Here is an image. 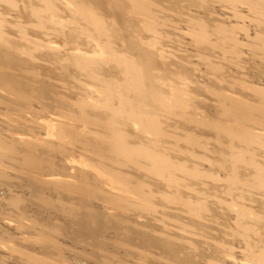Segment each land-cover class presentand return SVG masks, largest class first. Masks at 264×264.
Listing matches in <instances>:
<instances>
[{"label": "bare ground", "instance_id": "6f19581e", "mask_svg": "<svg viewBox=\"0 0 264 264\" xmlns=\"http://www.w3.org/2000/svg\"><path fill=\"white\" fill-rule=\"evenodd\" d=\"M30 1L40 2L45 8L49 9L48 11H50L51 13H57L61 11L62 13L68 15L67 21L65 20L63 22V26L70 27L67 31H64V34L61 33L62 35L60 36H64L69 41H72L75 38L74 36L77 32V26L81 25L82 23H84L86 27H89L92 31L93 29L89 25V23H91L94 27V32L97 34V37L88 34L83 36L80 41L81 43L85 40L86 43H90L91 41L93 46H96L97 51L95 50V53L90 49V52L95 53V55H91L86 53L87 50L83 49L81 46H76L72 49L73 53H68L66 56H61L64 48L59 49L58 47H52L51 44L53 43H50V45H45L44 43L39 44L34 40H26L27 46L23 49H17L14 46V43L7 38V35L9 34L3 28V20H0V63H3L9 59L8 55L10 52H19L20 54H26L31 57L35 50H40V48L43 47L46 52L50 53L54 61L58 63V66H60L64 70L82 66V71L87 76L88 81L86 82L87 84H77L76 81L73 84L65 83L68 85L66 89L74 92V94L72 93V96L74 97L73 101L71 99H65L62 103L56 100L53 102L67 105L68 107L73 109L74 114L64 113V108H62L63 113L62 111L58 110L60 112L58 113V117L60 120L57 119L48 121L47 124L45 122V124L43 125L45 126L47 131L45 138L36 136L34 135V133H32L31 135H29L30 138H20L16 136L13 137L12 141H6V139H4L6 136L3 138L1 135L2 131L0 130V179L5 181L11 175L10 171L20 172V170H22V173L28 172L29 174H31V181L36 184H40L44 181L45 185H56L58 186V188L67 187L68 191L77 193L80 195V197L89 198L93 203H98V200L107 202L103 200V198L101 199V196L117 199L120 203H127V206L131 211H133L132 216H137L139 218V216L144 217L146 214H148L150 217V221H152V228L154 229L153 233L149 234L147 233L148 231L145 232V230L147 229L150 231L151 225L149 224L150 228H147L146 226L148 225H145V227L142 228L144 231H141L139 229L136 231V236L133 234L134 238H143L144 240L140 241L142 244L145 239L146 241L148 240L149 243H146H148L149 245H146V243L144 242L146 246L156 247L160 250L162 249L166 253L169 252V256L170 253L173 254L174 252L173 257L178 255L179 258H182V260H184V263L186 262L185 264H195L196 260L199 263L198 260H200V257L202 256L201 253L204 252L202 249L204 248L202 247L201 249L199 243L200 240L198 239H207L208 235L206 236V234H208L207 232L209 231V229L216 230L215 227V229H213L215 221L212 219H215L216 212L218 210L216 209V211L214 208L216 206H214L210 202V196H207V194L204 195L205 192L201 194V196H199L202 192L199 193L198 191H196V188L193 187H196V185H194L193 183H195L196 181L201 186L206 184V190L210 191L209 189L212 187V185L211 187L207 186L208 184L206 182L208 179H215L213 178V175L208 172L200 173L198 170V165L196 163L191 169H186V167L182 163V159H179L176 166L177 168H182V170H177L176 173H173L170 167L167 165L170 153L168 152L167 148V144L169 143V139L167 136L168 126L164 122L170 115L174 114L173 100L177 101L180 105L188 106L187 100H185V98L186 96L192 95V93L190 94L191 91L188 90L190 83L194 84L199 92L202 91L204 93H210L216 96V108L218 112H209L210 114L204 113L202 117L196 121L198 126H202L204 130L210 131L211 134L214 133V137L209 138L207 134H200L199 136H196L194 134H185L181 140L186 144H191L195 148H200L203 150L210 149V143L212 140L221 143L223 137H226L230 142H241L246 144L247 146H250V143H254L255 145L259 146L261 148L260 151L264 153V130L261 131L262 129H260L261 126L264 125V108L258 106V104H253L250 101H246L245 99H243L242 95L235 96L233 92L224 93L222 92L223 90L218 91L216 87L217 83L215 84V81H212V79H210L212 83L208 85L197 84L198 79L196 80V78L193 76V73L188 68L189 61L187 62V57L184 55L178 56L176 52L168 50V48H166L164 44L165 38H167V36L169 35V32L164 26L167 25V23H171L172 21H174V18L172 16L166 14L168 13L167 8L162 7L161 5V2L167 0H153L154 2H151L150 0ZM168 1L173 4L172 7L176 8V10L181 9L180 6L178 7L176 5L175 0ZM231 1L243 2L252 6L255 5V2L257 0ZM0 4H5L6 6L9 5V7L14 11L17 10L16 12H19L18 14H26L24 12L28 11L24 7H21L19 2L16 0H0ZM30 13L33 16H37L40 11L37 8H31ZM105 13L110 15L113 19H118L119 15L122 19V25L119 24V26H117L114 21H107L104 18ZM179 19H188L189 21H191V24L196 27L192 28V31L197 35L206 37V40L203 41H200V38L195 39V41H197L198 43H205L207 41L208 44H205L209 46L210 39L208 37L210 36V34L214 32H217L219 34V30H215V28L207 29L204 22L201 21L202 18L198 20L197 18L187 14L185 16L182 15V17H179ZM217 28L220 29V27ZM138 32H141L142 34H136ZM147 33L149 34L148 38L146 37ZM101 37L106 38V44L101 41ZM226 37L223 38L225 39ZM226 40L228 41V38ZM223 41L225 43V40ZM231 41L235 44H238L237 39H232ZM215 42H217V40ZM89 46L92 47V45ZM227 51L228 53L233 52L234 54H236L239 52V47L238 49L232 48L230 51ZM181 61H183L184 64H182ZM185 62L188 63V65ZM230 84V87L234 86L232 85V82ZM1 86L2 89H0V91L3 90L10 96L14 95L12 97L15 98L19 104H21L18 105L22 106L23 104V106H25V112H30V110H32L31 108L33 103L30 99V95L28 94L30 89L32 92L37 91L41 96H45L47 92L44 84H41L38 87H33L32 85L30 88L29 85H23L17 82L13 76L7 74L0 68V87ZM241 88L243 87L241 86ZM246 88L247 91L250 89V93L252 92L255 95L253 96L255 100L261 101V103L264 104V90L258 89L257 87L252 85ZM77 90L79 92H77ZM233 91H235V89ZM90 92L98 95L99 97L101 95L102 100L100 101V105L99 103L96 104L87 100L88 94H90ZM69 94L71 95L70 92ZM198 100L195 101V103L200 105V99L198 98ZM1 101L2 98H0V102ZM14 107H16V104ZM192 116L193 115L188 111H184L183 113V118L185 119V121L188 119V117ZM230 119H235L236 121H233L238 124H256V126L260 128L255 129H259V131H261L262 133L248 130L247 128H244L242 126L230 127L231 125H227V121H230ZM67 121L70 122L71 126L67 127V125H64V123H66ZM60 123H62L61 125L63 126H61ZM77 124H80V128L84 126L88 128V130H85L87 133L85 131H79L78 129L80 128L77 127ZM94 126L102 128L103 132H97ZM70 145L80 148V153H82L81 157H79L80 159L72 162L79 164L80 168H82L79 170L80 172H83L84 170L85 174H87V170H90V175L87 176L88 179H86V182L83 184L80 183L74 185H70L71 183H68L73 182L70 178L62 180L65 183H53L49 180L46 181L45 179L47 178V176L45 178L46 174L40 171V166L46 167L48 169V171L50 172L49 176L52 174V176L54 177L60 175L62 177L70 176L69 171H67V169L69 168L68 161L64 164L65 166L63 167L62 165L59 166L60 163L56 164L57 157L60 154H63L66 159L69 158L68 155L70 153V150H68L66 146ZM120 146L126 147V150L128 152H132L135 154L140 165V172L145 174L147 178H153L151 175H163L166 181V187L168 189L166 191H163L161 189L162 186H160L161 183L159 181H156V183L154 184L157 189L154 190L157 191V193L155 194L158 196H155L154 191L146 190L148 185L141 180V176H131L127 173L115 169L114 163H116V156L120 151ZM217 150L218 158L216 163L218 165H222V149L221 147H218ZM229 154L231 159L233 160V166L230 167V170L232 172V175L230 176L231 179L226 180V182H228L229 184L228 189L239 190L240 184L238 183L236 178V174H238L237 166H245L247 168L253 169V173L247 177L245 184L242 183L243 186H247V184H249L251 186L264 189V165L259 163L255 156L248 158L244 150H241V152L236 150L230 151ZM190 155L196 161H198L199 159H204V157H201L194 150L190 152ZM7 160H9L14 165H19L20 168H8L7 165H4V162ZM72 174L75 175L74 173ZM91 176L92 178H90ZM71 178H73V176ZM204 181L206 182L204 183ZM212 183L213 185L218 186L216 182ZM224 184L227 186V183ZM198 187L199 186L197 185V189H199ZM207 187L210 188L208 189ZM15 188L20 189L18 186H16ZM200 188L204 189V186ZM213 188H215V186H213ZM217 188L216 190H218ZM195 191L199 193L198 197H196L198 193L196 194ZM234 192L232 194H234ZM194 193L196 196H194ZM210 193L211 191L208 193V195ZM236 193H239V191H237ZM12 196L13 195L8 198L9 205L17 209L20 208L19 205L22 201L21 197L14 196L15 198H12ZM237 196L239 197V195ZM153 198H159V200L163 201L160 202L158 200L161 204L168 203L169 207L167 206V208H171L170 210L173 213L170 214V210L169 212L165 210V212L168 213V216L172 215L173 217L171 218V216H167V218L169 219L165 218V215H167L166 213L165 215L163 214L165 216L163 219H160L158 217L159 220L157 222L156 219L158 218L156 217V215L157 213H159V211L156 210L157 203L156 199L155 202H153ZM76 199L74 200L79 202V198ZM42 200L45 203L49 204V202H46V199L43 198ZM93 203H91L92 208L89 210L86 209V207L82 206V201H80L79 204L77 203L78 207L77 205L74 206L73 204V206L71 204L70 206H68V204L62 201L59 203L60 205L57 204L59 206H53V203H50L49 206H52L53 208L57 206L60 212H64L65 214H67L70 218L69 221H72L71 224L74 225L73 227L75 230L79 228V230L81 231L87 230V232L90 233H97L99 228L103 232H109L111 230L116 231L117 228L115 229V227L110 222L113 221L112 218L114 217V220L118 218V220L122 223L120 224V226H122V228L126 230L125 232H127V235H124L123 237L128 238L129 233L131 237L133 233H131V231H133V229H131V227H129V225L125 223L128 220L124 219L123 217H115L112 214L107 213L108 211H102ZM260 205L262 206V203ZM109 207L112 208L113 206ZM228 207L230 206H227V208ZM259 212L260 210L258 211V213ZM127 213L129 212L127 211ZM174 216L176 219L174 218ZM261 217L260 219L262 221ZM244 218H246L245 215ZM167 220L170 221L169 224L173 223L172 225L175 226V230H179L181 232L184 231L185 233L191 236L193 235L195 237L187 238L190 242L185 244L187 252H185L186 250L183 251L185 249L184 242L186 238H182L180 235H178V233L168 235V233L172 230L171 228L166 227L169 229V231L167 229V233H157L158 231L160 232V230H163L160 229L159 226L163 225L164 227L165 222L168 224ZM150 221L149 223H151ZM180 221H182L183 223ZM153 222H157V226L158 223L160 224L158 226L157 232ZM135 224H137V222ZM261 225L262 224H260L259 226ZM92 226L95 227L94 231L90 230ZM176 226L181 227V230L176 228ZM138 227H140L139 222ZM49 229L57 232L58 234H70L69 232L67 234V230H69V228H67V230L63 229L62 232L59 226H51V228L49 227L48 229L44 230H48L50 232ZM202 231H207L205 234L206 237H202V235H204H201ZM262 231L264 230L262 229ZM210 234H212V232H210ZM170 235H176L178 237L180 236L181 239H177L178 237L176 238L175 236L174 241L176 239L181 241L184 239V242H179L181 244V246H179V243L176 242L177 240L175 242L178 243V245L174 243V241H172L173 238L170 237ZM44 236H46L53 245L56 243V240L54 241L53 238H51L49 235H46L44 233ZM127 240L128 239H124L121 241L119 240L117 241V244L127 248L129 245L127 244ZM99 245L106 247V245L101 241ZM219 246H216V249L217 247L219 248ZM179 247H183V250L180 252V254H178V251L181 250ZM213 249L215 248L212 247V250ZM218 250L221 249L219 248L217 249V251ZM212 252H214V250ZM178 256L174 257V259H177ZM93 257H95V255ZM170 257H172V255ZM166 258L167 256L163 257V259ZM172 259L169 260L168 258V261L171 262ZM205 259L207 261L206 264H218L217 261L211 260L210 258L207 259L206 257ZM263 259H257L258 264H262V262H264ZM100 260L104 264H114L112 258H110L107 253H103V256ZM141 260L142 259H140V261ZM160 260L162 261V259ZM65 262L66 261H64L63 264L69 263L68 261L66 263ZM172 262L177 264L176 261ZM156 263H158V261ZM166 264L172 263L167 262Z\"/></svg>", "mask_w": 264, "mask_h": 264}, {"label": "rangeland", "instance_id": "374dc122", "mask_svg": "<svg viewBox=\"0 0 264 264\" xmlns=\"http://www.w3.org/2000/svg\"><path fill=\"white\" fill-rule=\"evenodd\" d=\"M16 1L19 2L21 7H24L28 10H24V13L26 14H18L19 12H16L17 10L14 11L9 7V5L6 6L5 4H0V20H3V28L9 34L7 35V38L14 43V46L17 49L25 48L27 46L26 40H34L39 44L44 43L45 45H50V43H53L51 44L52 47H58L59 49L64 48L61 56H66L68 53H73L72 49L76 46H81L83 49L87 50L86 53L95 55V50L97 51V48L95 45L93 46L91 41L90 43H86V40L82 41V43L80 41L83 36L88 34L97 37V34L94 32V27L91 23H89V25L92 27V31L89 27L87 28L86 25L82 23L81 25L77 26V32L74 36L75 38L72 41H69L64 36H60L64 34V31H67L70 27L63 26V22L65 20L67 21V14L62 13L61 11L57 13H51L50 11H48L49 9L45 8L40 2H32L30 0ZM150 1L154 2L153 0ZM175 2L178 7H181V9L176 10V8H173V4L168 0L161 2L162 7H165L168 10V13L166 14L174 18V21H172L171 23H167V25L164 26L169 32V35L164 40L166 48H168V50L170 51L176 52L178 56L184 55L187 57V62L189 61L188 68L193 73V76L196 78V80L198 79V85H208L212 83L210 80L212 79V81H215V84L217 83L216 87L218 91L223 90L222 92L224 93L233 92L235 96L242 95L243 99H245L246 101H250L253 104H258V106L264 108V106H262L264 104H262L261 101L254 99L253 96L255 95L252 92L250 93L251 90L249 89V92L246 90V87L250 85L264 90V0H257L255 2V5L252 6L243 2H235L231 0H228V2L227 0H175ZM31 8H37L40 13H38L37 16H33L30 13ZM187 14L197 18L198 20L202 18L201 21L204 22L207 29L215 28V30H219V34L217 32H214L211 33L208 37L210 39L209 46L207 45V41L205 42L207 44L203 42L198 43L197 41H195V39L197 38H200V41L206 40V37L197 35L192 31V28L196 27L191 24V21H189L188 19H179V17H182V15L185 16ZM104 18L107 21H114L117 26H119V24L122 25V19L119 15L118 19H113L110 15L105 13ZM217 27H220V29H218ZM136 34L141 35L142 33L138 32ZM146 37H149L148 33ZM223 37L226 38L224 39ZM227 38L228 41L226 40ZM100 39L104 44L107 43L105 37H101ZM232 39H237L238 44L233 43L231 41ZM216 40L217 42H215ZM223 40H225V43ZM89 45H92V47ZM225 45L228 49L225 47ZM238 47L239 52L236 54H234L233 52L228 53L227 51H230L232 48L238 49ZM90 49L95 53L90 52ZM8 57L9 59L7 61L0 63V68L2 70H4L7 74L13 76L14 79L20 84L29 85L30 88L32 85L33 87H38L41 84H44L47 92L45 96H41L37 91L32 92L30 89L28 94L30 95V99L33 103L31 108L32 110H30V112H25V106H23V104V108L22 106H19L21 104H19L17 100L12 97L14 95L10 96L5 91H0V98H2V101L0 102V130L2 131L1 135L3 138L6 136L4 138L6 139V141H12L13 137L16 136L20 138H30L29 135H31L32 133H34V135L36 136L45 138L47 132L45 126H43L45 122L47 124L48 121L57 119L60 120L58 117V113H60L59 111H62L63 113L62 108H64V113L74 114L72 108L68 107L67 105L61 104L65 99H71L72 101L74 99V97L72 96L74 92L66 89V87L68 86L67 84H73L75 81L77 84L86 83L88 82L87 76L82 71V66L69 70L62 69L60 66H58V63L54 61L50 53L46 52L43 47H41L40 50H35L31 57L26 54H20L19 52H10ZM181 62L182 64H184L183 61ZM188 63L186 64L188 65ZM231 82L234 86L230 87ZM238 84H242L241 86L244 89L241 88V86ZM0 89H2V86L0 87ZM234 89L235 91H233ZM188 90L191 91L190 94L192 93V95H194L186 96L185 100H187L188 106L180 105L177 101L173 100L174 114L170 115L164 123L168 126L167 136L169 139L167 148L170 156L167 161V165L170 167L172 172L176 173L177 170H182V168H177L176 166L177 161L179 159H182V163L186 167V169H191L196 163L198 165V170L200 173L208 172L212 174L213 178L215 179H208L207 182L204 181V183L206 182L208 184L207 186L211 187L212 185L211 188L209 187L210 189L207 187L211 191L209 195L208 193L210 191L206 190V184L201 186L196 181L195 183L192 182L194 185H196V187L192 185L194 188H196V191H198L199 193L202 192L199 195V193L195 191V193L198 194L196 196L194 193V196H201V194L205 192L204 195L207 194V196H210V202L214 206H216L214 207L215 210H218H216L217 212L215 219H212L215 221L213 229L216 228V230L209 229L208 232L202 231L203 233L201 232V235L204 234L202 235V237L205 236L206 232L208 233L206 234V236L208 235V237L204 240L202 238L198 239L200 240L199 243L201 249L202 247L204 248L202 249L204 252L201 253L203 256L200 257L201 261L198 260V263L196 260V262L198 264H200L201 262V264H206L207 261L205 258L207 257V259L210 258L211 260L217 261L218 264H258L257 259L264 258V231H262V229L264 230V189L251 186L249 184H247V186H243L247 177L253 173L252 168H247L245 166H237L238 174H236V178L238 183L240 184L239 190H229V184L228 182H226V180L231 179L230 176L232 175L230 167L233 166V160L230 157V151L236 150L241 152V150H244L248 158L255 156L258 162L262 165H264V153L260 151L261 148L254 143H250V146H247L246 144L241 142H230L226 137H223L221 143L212 140L209 150L195 148L191 144L182 142L181 140L185 134H194L196 136H199L200 134H207L209 138H213L214 133L211 134L210 131L204 130L202 126L197 125L196 121L199 120L204 113L210 114L218 112L216 108L217 98L215 95L204 93L202 91L199 92L197 87L192 83L189 84ZM68 91L71 93V95ZM77 92L79 91L77 90ZM198 98L200 99V105L195 103ZM55 100L61 103L53 102ZM87 100L96 104L99 103L100 105L102 97L101 95L99 97L98 95L90 92V94H88ZM15 104L17 108L14 107ZM11 110L14 112H12ZM184 111L190 112L193 116L188 117V119L185 121V119L183 118ZM233 120L235 119H230V121H227V125H231L230 127L242 126L244 128H247L248 130L259 133H262L261 131L264 130V125H262L260 128L256 126V124H238ZM67 122L64 123V125H67V127L71 126L70 122H68V124ZM61 124L62 123H60V125ZM77 127L80 128V124H77ZM94 127L97 132H103L102 128L97 126ZM255 128H260L262 130L259 131V129ZM78 130H81L83 132L85 130H88V128L84 126ZM72 146L73 145L66 146L68 150H70V153L68 155L69 158L66 159L63 154H60L58 155L56 161V164L60 163L59 166L62 165V167L65 166L64 164L68 161L69 168L67 169V171H69L70 176H63L64 178L61 175L54 177L52 176V173V175L49 176L50 172L48 171V169L46 167L40 166V171L46 174L45 178L47 176V178L45 179L46 181L49 180L53 183H65L62 180L70 178L73 181L68 182L71 183L70 185L80 183L83 184L86 182V179H88L87 176L90 175V170H87V174H85L84 170L83 172H80L79 170L82 168H80L79 164L72 162L80 159L79 157H81L82 155V153H80V148ZM218 147H221L223 153L222 165H218L216 163L218 158ZM193 150L201 157H204V159H199L198 161H196L193 157H191L190 152ZM4 163V165H7L8 168H20L19 165H14L9 160L5 161ZM114 167L115 169L127 173L131 176H141V180L148 185L146 190L154 191L155 196H158L155 194L157 193V191L154 190L157 189L154 184L156 183V181H159L161 183L160 186H162L161 189L163 191H166L168 189L166 187V181L163 175H151L153 178H147L145 174L141 173L139 169L140 165L135 154L132 152H128L126 150V147L124 146H120V151L117 153L116 163H114ZM71 172L75 175H73ZM10 173L11 175L9 174L10 176L7 180L4 181L0 179V264H63L64 261H68L69 263L67 264H104L100 260L103 256V253H107L109 257L112 258L114 264H166L167 262L176 264L172 261H176L177 264L186 263H184V260H182V258H179V256L176 254L175 255L178 256V261L176 258L174 259V257H176H173L174 252L173 254L170 253V256L172 255L173 257L172 259V257L169 256V252L166 253L162 249L160 250L156 247L150 246V248L149 246H146L149 245L148 240L146 241L145 239L142 244L140 241L144 240L143 238L135 237L138 240L134 238V235L136 236V231L139 229L142 231V228H144L145 225H148L146 226L147 228H150L149 226L151 225L150 231L145 228V232L148 231L147 233L149 234H152L154 229L152 228V221H150V217L148 214H146L144 217L139 216V218L137 216H132L133 211L130 210V208L127 206V203H120L117 199L111 197L106 198L104 196H101V199L103 198V200L107 202L98 200V203H93L89 198L80 197L79 194L68 191L67 187L58 188V186L56 185H45L44 181L42 182L43 184H36L31 181V174H29L28 172L22 173V170H20V172L10 171ZM72 176L73 178H71ZM60 177L63 179H61ZM90 178H92V176ZM212 182H216L218 186L213 185ZM224 183H227V186ZM197 185L199 186V189H197ZM16 186H18L20 189L15 188ZM203 186L204 189L200 188ZM213 186H215V188H213ZM216 188L218 190H216ZM237 191H239V193H236ZM233 192L234 194L239 195V197L232 194ZM11 195H13L12 198L14 196L21 197V204L19 203L20 208L17 209L9 205L8 198ZM43 198L46 199V202H49V204L53 203V206L59 204L61 201L68 204V206H70V204L76 206L77 203L79 204V202L82 201V206L86 207V209L88 210L92 208L91 203H93L102 211H108L107 213L112 214L115 217H123L124 219L128 220L125 223H127L129 227L133 229V231H131V233H133L131 237L130 233L128 238L123 237L124 235H127V232H125L126 230L123 229L122 226H120V224L122 223L118 220V218L114 220V217L112 218V220L116 222H110L115 227V229L117 228L116 231L111 230L109 232H103L99 228L98 231L96 229L97 233H90L87 232V230L81 231L77 227V230H75L73 227L74 225L71 224L72 221H69V216L64 212H60L57 208V206H59L60 204L53 208L52 206H49L48 203H45L42 200ZM73 198H79V202L76 201L77 199L74 200ZM155 199L157 203L156 210L159 211V213H157L158 216L156 215V217L163 219L166 216L165 218H167V212H169V210L171 209L167 208L168 203L161 204L160 202L163 201L159 200V198H153V202H155ZM261 203L262 206L260 205ZM109 206L113 207L111 208ZM227 206L230 207L227 208ZM165 210L167 212H165ZM259 210L260 212L258 213ZM127 211L130 214L127 213ZM166 213L167 215H165ZM172 213L173 212L170 210V214ZM244 215L246 216V218H244ZM169 216H171V218L173 217L172 215ZM259 216H263L261 217L263 223ZM159 218L156 219L157 222ZM131 221L132 223H134L132 224ZM149 221L151 223H149ZM167 221L168 224L165 222L164 227L163 225L159 226L160 224L158 223L160 229L164 230H160V232L158 231L157 222H153L154 226L156 227V232L158 231L157 233H167V229L171 228L172 230L170 229L171 231L168 233V235L178 233V235H180L182 238H186V243L183 241L184 239L182 240L184 242V248L186 247L185 244L189 242L187 238H195L193 235L191 236L184 231L181 232L179 230H175V226L172 225V221V224H169V220ZM136 222L137 224H135ZM138 222L141 228L138 227ZM260 224L262 225L259 226ZM51 226H59V228H61V232L63 229L67 230V228H69V230H67V234L68 232L70 234L63 235L58 234L51 229H49L50 232L48 230H44L48 229L49 227L51 228ZM176 228L181 230V227L176 226ZM90 230L94 231L95 227L92 226ZM210 232H212V234H210ZM44 233L53 238L54 241L56 240V243L53 245L51 241H49L47 237L44 236ZM175 236L170 235V237L173 238L172 241H174ZM180 236H176V238L178 237L177 239H179ZM123 238L128 239V242L130 241L129 243L127 242V244H129L127 248L117 244V241L124 240ZM100 241L103 242L106 247L100 246ZM175 241L174 243L182 242L181 240H177L176 242ZM144 242L148 243H146L145 245ZM178 243L176 244L178 245ZM179 246H181L180 243ZM216 246H219L221 250L217 251V249L219 248L217 247L216 249ZM212 247L215 248L213 249L214 252H212ZM182 248L183 247L180 248L181 250L178 251V254H180V252L183 250ZM162 251L164 252V254ZM183 251L187 252V248H185ZM94 255L95 257H93ZM165 256H167V260L163 259V257ZM168 258L169 260L172 259V261L169 262ZM140 259L142 260L140 261ZM158 259H162V261L160 260V262L162 263H160ZM154 260L156 262L158 261V263H156ZM196 262L195 264H197ZM262 264H264V262H262Z\"/></svg>", "mask_w": 264, "mask_h": 264}]
</instances>
